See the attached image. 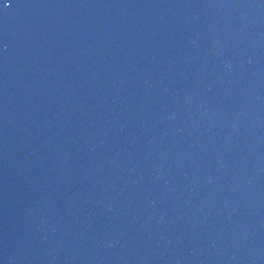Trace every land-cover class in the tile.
I'll list each match as a JSON object with an SVG mask.
<instances>
[{
    "label": "water",
    "instance_id": "obj_1",
    "mask_svg": "<svg viewBox=\"0 0 264 264\" xmlns=\"http://www.w3.org/2000/svg\"><path fill=\"white\" fill-rule=\"evenodd\" d=\"M0 264H264V0H0Z\"/></svg>",
    "mask_w": 264,
    "mask_h": 264
}]
</instances>
